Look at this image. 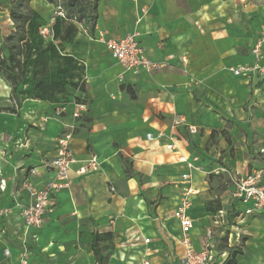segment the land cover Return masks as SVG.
Here are the masks:
<instances>
[{
  "label": "crops",
  "instance_id": "obj_1",
  "mask_svg": "<svg viewBox=\"0 0 264 264\" xmlns=\"http://www.w3.org/2000/svg\"><path fill=\"white\" fill-rule=\"evenodd\" d=\"M254 1L256 0H162L166 13L165 26L161 27L156 34L149 36L111 28V36H104L105 38H122L135 33L137 41L144 48L145 55L149 59L168 64V67L160 72L140 74L137 77L125 76L124 81L120 83L132 89L134 87L139 89L137 94L134 92L135 99H131L120 87L117 91L107 90L104 81L109 76H115L118 80L121 69L110 57L105 47L97 41L102 34L99 33L96 36L95 42L103 47L106 57L114 67L102 68L101 72L99 70L98 75L104 78L101 80L103 82L101 87H93L96 73L92 70L87 68L82 77V81L85 82L86 95L98 116L90 130L80 127L68 141L76 160L68 172L70 186L50 196V206L45 213L43 225L37 230L28 232L23 229L19 216L20 206L27 203L25 194L19 189L18 199L0 201V264H18L23 253V249L17 250L7 243L9 238L23 241L31 233L38 232L39 239L42 235L46 238L45 250L51 249V239L58 233L56 227L53 226L55 208H58V212L67 209L73 211L78 217L94 220L100 215L110 214V210L104 207L107 186L110 183L120 184L130 196H133L137 190L139 191L141 188L140 184L138 185L137 176L132 175L131 179H126L119 155L126 160L129 159L134 164V168H143L149 172L147 176H150L151 184L149 185L152 186L155 185L153 181L156 179L153 172L159 169L164 171L162 168H167L165 180L173 186L168 189L166 198L162 199L161 204L154 209L153 228L157 229L158 237L154 229H144L138 223L136 224L135 219L122 221V226H125L123 237L126 235L125 241L128 247L116 249L117 261L122 264H141L144 260H148L152 264V258L155 255L164 254L168 257L169 264H178L177 259L181 254V247L178 243L180 228L172 214L178 202L179 176L185 168L179 159L191 160L197 152L200 154L198 162L200 170L192 172V189L195 195L192 197V207L188 211V216L194 225L191 232L193 246L195 250L202 249L206 243L205 233L208 230L213 232L210 242L216 248L219 240L225 235H230L229 245L231 247L242 243V240L249 234L250 222L264 215H253L244 219L228 216L229 199L223 192L219 199L224 200L227 224L223 229L213 227L212 214L206 211L201 202V196L209 189L207 173L221 167L222 164L236 177L253 169H260L263 171L264 183V165L241 158L233 161L228 155L220 160L217 153L214 155L216 148L208 147V142L211 131L218 130L220 122L217 119L218 116L209 109L213 105V100L207 92L212 87L210 84L202 87L198 84L192 87V81H201L199 74L207 73L205 67H202L208 61L204 57L205 54L211 52L212 57L218 56L214 46L217 42H221L222 49L226 52L224 55L234 57L233 61L237 62L230 68L241 66L240 63L246 59V50L242 49L240 52L244 55H239L238 49L247 45L251 40L255 42L256 30L264 24V0L263 4L258 3L259 5L254 4ZM105 11L112 13L113 8L108 10L98 1L96 31L104 25ZM221 19H224L225 23H237L241 30L237 35L231 36L229 32L233 26L223 24ZM106 22L114 25L110 20ZM165 30L169 32H165L163 38L160 39ZM206 45H208V51ZM262 45L264 46V41ZM253 46H250L249 50ZM261 53H263V47ZM259 65L258 68L261 67ZM233 78L244 84L250 80L246 76H233ZM201 88L199 92L198 89ZM81 93L85 95L84 92ZM126 100L131 104L125 106ZM120 103H123L122 106ZM88 110L89 108H86L82 116H87ZM176 116L184 119L185 123L172 128ZM63 121L65 125L73 124V119L69 116L64 117ZM188 126L195 127L198 133L190 135L187 130ZM50 127L55 130L56 124L52 123ZM118 128L120 130H116ZM159 133L163 135L159 140L148 141L146 139L147 134L156 137ZM169 144H174L175 149L167 150L166 146ZM53 156L54 148L44 156L43 163L50 161ZM208 157L211 158L210 161L205 159ZM92 158L96 160L95 169L89 165ZM38 171V176L33 178V181L37 187H42L52 179L53 173L41 167ZM169 172L173 175H169ZM3 184L1 186L2 195L7 197L9 184L8 182L5 184L4 181ZM9 198L11 199V195ZM10 221L13 222L12 225ZM49 225L50 228H48ZM199 225L202 230L199 229ZM63 235L68 236L65 233ZM144 239H149V244H143ZM84 243L85 245L80 249L79 258H85L90 264L91 261L93 262V255L90 251L89 235H85ZM5 249L10 252L7 257L3 253ZM28 261L31 264L29 259ZM75 263L76 261H71V264Z\"/></svg>",
  "mask_w": 264,
  "mask_h": 264
},
{
  "label": "rangeland",
  "instance_id": "obj_2",
  "mask_svg": "<svg viewBox=\"0 0 264 264\" xmlns=\"http://www.w3.org/2000/svg\"><path fill=\"white\" fill-rule=\"evenodd\" d=\"M9 1L0 0V42L12 29L8 16ZM99 2L108 10L112 7L113 12H104V25L97 28V31L95 29L92 38L88 37L81 26L75 24L77 32L69 43L63 42L61 39L53 41L57 55L48 60L46 78L49 81L55 79L61 70L62 78L71 76L73 82L79 84L88 68L96 73L93 87L102 86L101 80L104 78L98 75L99 70L101 72L102 68L111 69L114 66L106 57L103 47L95 42L99 33L103 36H111V28H115L150 36L165 26L166 13L162 0H99ZM253 3L263 4V0H256ZM30 6L46 20L56 14L55 9L46 6L39 0L32 2ZM107 20L113 22L114 25L108 24ZM220 21L225 25L233 26L229 32L231 36L237 35L241 30L235 22L229 24L225 23L224 19ZM165 32L169 31L165 30L160 39L163 38ZM62 36H64V32L61 38ZM255 38V42L251 40L247 45L238 49L239 55H244L243 52H240L242 49L246 50V59L240 65L249 69L250 80L247 84L239 83L233 78L230 66L237 62L233 61L234 57L225 56L226 52L223 51L221 42H217L214 46L218 56L212 57L211 52L204 55L208 61L202 67H205L207 73L199 74L201 81H192V87L198 84L201 87L210 84L212 87L207 92L213 100V105L209 109L218 116L217 119L220 122V127L217 130L220 133L216 134L213 139L209 138L208 142V147L216 148L217 152L214 151V155L217 153L220 160L228 155L233 161L241 158L264 165V156L259 153L260 148H264V46L262 45L263 53H261L258 62L249 50L250 46L258 41H264V24L256 30ZM48 42H52V40L50 38L43 39V46ZM206 46L208 51V45ZM214 46L211 47L214 48ZM66 57H70L71 61H65ZM256 65L261 67L254 69ZM99 82L101 83L98 84ZM104 82L108 91H117L121 85L126 86L116 80L115 76H109ZM10 89V85L0 75V110H15L18 114L16 116L6 112L0 113V201L18 199L21 181L29 174L30 170L41 167L44 156L52 148H55L56 140L63 136H68L71 139L80 127L90 130L98 116V113L91 107L92 102L86 95V89L84 95L79 89L66 85L64 92L54 95L49 102L19 95V104L11 96ZM20 90L23 89L19 88L18 92ZM201 90L202 88L198 89L199 92ZM133 91L137 94L139 89L134 87ZM78 102L84 103L85 107L89 108L87 116H82V114L79 118L73 119V124L65 125L63 118L68 116L72 118L73 105ZM58 104H65L63 106L65 112L61 115L56 114V109L62 107ZM122 104L120 103L121 106ZM127 104L131 103H127L126 100L125 106ZM43 120H46L47 123ZM52 123L56 124L55 130L50 127ZM212 157L214 156L212 155ZM205 159L210 161L211 158ZM128 161L131 162L129 159ZM132 164L131 162L128 171L133 176H137L141 189L130 196L120 184L110 183L107 186L106 203H104V207L110 210V214L88 220L78 217L73 211L66 209L58 212V208H55L53 226L56 227L58 233L51 239L52 246L49 251L45 250L46 238L42 235L39 239L38 232L31 233L23 241L9 238L7 243L17 250L26 251L31 264H71L72 260L76 261L75 264H89L85 258H79L80 249L85 245V235L90 236V233L96 230L110 231L113 234V248H111L108 264H122L115 258L117 248L128 247V243L125 241L126 235L123 237L125 226H122V221L135 219L136 224L138 223L144 229H154L158 237L157 229L153 228L154 209L158 204H161L162 199L166 198L168 189L173 186L165 180L167 168H162L164 171L159 169L153 172L156 179L153 181L155 185L152 186L149 185L151 184L150 176H147L149 172L143 168L136 169ZM122 165L124 169V164ZM169 175L172 176V172H169ZM3 181L5 184L6 182L9 184L7 197L2 195ZM208 186L207 193L201 196V202L205 208L207 203L214 204L215 200L223 193L217 181L210 180ZM12 223L10 221L11 225ZM198 227L202 230L200 225ZM64 233L68 236L65 237ZM248 233L242 243L231 248H224L222 244H218L216 249L218 251L225 250L227 261L232 260L233 262L231 264H264V216L250 222ZM108 250L109 248L103 253ZM92 260L93 262L91 261L90 264H95L94 258ZM152 264H169L168 257L164 254L155 255L152 258Z\"/></svg>",
  "mask_w": 264,
  "mask_h": 264
},
{
  "label": "built area",
  "instance_id": "obj_3",
  "mask_svg": "<svg viewBox=\"0 0 264 264\" xmlns=\"http://www.w3.org/2000/svg\"><path fill=\"white\" fill-rule=\"evenodd\" d=\"M48 35L47 28L41 30V36ZM101 43L110 57L118 64L121 74L118 76L119 82L124 81L125 76L137 77L140 74H151L160 72L168 67L165 62H155L149 59L144 52V48L136 39V34H128L122 38L109 39L100 36L97 40ZM262 42L258 41L251 49V55L257 62L261 55ZM185 62V60H184ZM257 64V63H256ZM258 65L254 69H259ZM230 73L235 77H249V69L242 66L231 67ZM86 111L85 104L82 102L75 103L72 108V119L79 118ZM65 112L62 106L56 109V114L61 115ZM46 121V120H43ZM185 120L181 117H175L172 128L184 125ZM190 135H196L198 130L195 127H187ZM163 137L158 134L156 137L147 134L148 141L159 140ZM69 137L63 136L56 140L54 148V156L50 161L43 163L41 169L51 171L52 179L46 182L42 187H37L33 178L38 176L39 169L30 170L29 174L23 178L19 189L27 197V203L20 206L19 216L22 221V227L25 232L39 229L44 222V216L50 206V196L54 193L67 189L70 186L68 172L71 166L76 162L73 152L69 147ZM174 144L166 146L167 150H174ZM264 154V149L261 150ZM200 154L192 157V159L180 158L181 164H184V170L179 176V195L178 202L173 211L172 217L179 223L180 236L178 243L181 247V254L177 259L178 264H225L227 259L226 251H218L216 246L211 244L213 232L208 230L205 233L206 243L201 250H195L191 232L194 228L193 221L188 216V211L192 207V197L195 195L192 189V172L200 170L198 166ZM91 168H96V160L92 158L89 162ZM220 176L222 179V187L225 196L229 199L228 216L233 218L244 219L253 215H264V183L263 171L253 169L248 173L236 177L233 176L225 167L213 169L207 175ZM224 200L221 201L223 209L212 215V225L215 228L223 229L225 227L227 211L224 209ZM225 210V211H224ZM231 233V232H230ZM1 236V233H0ZM230 235H225L226 245H229ZM221 238V239H222ZM149 239H144L143 244H149ZM229 245V246H228ZM4 255H10L8 249L4 250ZM18 264H29L26 251H23L19 258ZM141 264H150L148 260H144Z\"/></svg>",
  "mask_w": 264,
  "mask_h": 264
},
{
  "label": "trees",
  "instance_id": "obj_4",
  "mask_svg": "<svg viewBox=\"0 0 264 264\" xmlns=\"http://www.w3.org/2000/svg\"><path fill=\"white\" fill-rule=\"evenodd\" d=\"M36 0H10L8 16L11 22V32L0 42V75L10 85V93L19 104L18 96H28L33 100L49 102L56 94L64 92L66 85L85 91V82L79 81V84L73 82L71 76L62 78L61 70L55 79L49 81L46 76L48 73V60L56 57L53 41L61 39L63 42H70L76 34L75 24L81 26L88 37L92 38L95 33V27L98 20V1L99 0H41L46 6L55 9V16L49 20L43 18L38 12L31 8L30 4ZM47 28L48 35L41 36V30ZM64 32V36L61 35ZM50 38L43 46V39ZM59 58V56H58ZM65 61H71L66 57ZM81 79V76H80ZM22 88L18 92V89ZM131 99H135V93L130 86H120ZM59 106H65V104ZM6 112L12 115H18L15 110H0V113ZM217 130H212L210 139H213ZM119 159L124 164V174L126 179H131L132 174L128 171L131 162L119 155ZM217 181L222 188V179L220 176L208 175L207 181ZM206 211L210 214H216L223 209L221 200L217 198L215 203H207ZM113 234L110 231H92L90 233V251L95 264H108L111 254ZM226 238L219 240L224 248ZM108 252L103 253L108 249ZM225 251V250H223ZM233 263L232 260H225V264Z\"/></svg>",
  "mask_w": 264,
  "mask_h": 264
},
{
  "label": "bare ground",
  "instance_id": "obj_5",
  "mask_svg": "<svg viewBox=\"0 0 264 264\" xmlns=\"http://www.w3.org/2000/svg\"><path fill=\"white\" fill-rule=\"evenodd\" d=\"M130 186H131V187L133 186L132 183H130Z\"/></svg>",
  "mask_w": 264,
  "mask_h": 264
}]
</instances>
